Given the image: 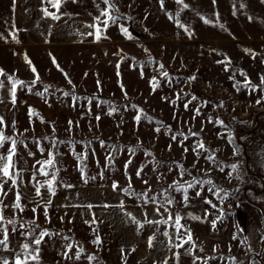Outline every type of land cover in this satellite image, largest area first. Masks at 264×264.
Wrapping results in <instances>:
<instances>
[{"label": "rangeland", "instance_id": "1", "mask_svg": "<svg viewBox=\"0 0 264 264\" xmlns=\"http://www.w3.org/2000/svg\"><path fill=\"white\" fill-rule=\"evenodd\" d=\"M18 1L0 0V70L4 73L0 76V117L7 125L4 134L27 145H17L16 157L17 168L24 170L20 191L27 208L22 214L23 220L32 219L31 208L35 206L28 203L34 197V189L28 183L32 165L47 158L53 140L56 149L52 150L60 153L56 157L60 183L48 206L50 223L46 222L42 207L37 209V223L61 235L45 238L46 242L41 245V264H89L86 256L80 261L62 258V245L66 243L62 235L82 245L87 255H95L97 259L91 264H163L164 260L177 264L173 255L176 249L170 251L167 238L161 234L165 230L173 234L174 229L159 225L160 231L156 232V226L145 224L138 230L125 212L142 223L145 213L148 219L161 217L155 214L154 204L145 206L143 198L123 192L131 183V192L141 194L151 189L148 195L157 196V202L162 201L160 193L179 178L177 163L192 176L211 179L215 185L213 191L208 190L211 185L198 188L200 196L190 189L188 207L180 203V193L171 192L177 201L170 209L173 214L191 213L201 217V220L181 221L191 229L196 244L203 249L195 252L202 258L197 264H202L207 257H216L208 260V264H233L231 258H235L236 264H247L253 255H262L264 102L258 105L256 100L264 97V92L243 87L238 91L233 84L236 81L244 84V77L239 74L243 71L252 84L264 88L260 85V77L264 75V0H215V3L184 0L188 8L182 11L175 0H165L164 10L159 0H112L119 10L114 15L121 19L110 25L99 41L87 35L94 29L86 25L93 24L94 17L106 7L102 0H65L59 13L61 19L45 20L54 28L44 29L34 37L16 21ZM44 7L55 11L41 0L35 16L28 18L34 22L40 17L44 21L41 11ZM167 13L172 14V20ZM201 17L212 23L205 24ZM177 20L188 28L191 36L177 27ZM120 25L128 29L132 39L123 35ZM10 33H15V40ZM245 49L250 51L246 53ZM227 60L231 64L225 71ZM31 67L36 68L40 77L34 86L31 82L35 74ZM164 71L169 74L167 78L161 76ZM233 74L234 79H230ZM193 76L196 79L189 80ZM8 77L31 86V91L17 86L15 106L11 103L12 82ZM153 77L159 82L155 91L151 84ZM45 86H50L47 92H44ZM37 92L44 95L38 96ZM65 92L69 95L65 96ZM192 96L197 99L191 100ZM189 100L191 103L185 110L184 104ZM221 102L223 107H219ZM197 107L201 115L193 118ZM29 109L34 110L31 120ZM136 115L141 116L139 123L134 119ZM209 116L223 120L225 127L208 123ZM167 126H171V132H167ZM157 127L161 128L160 133L154 131ZM189 128L200 133L199 137L171 140V135L177 132L187 135ZM37 140L39 145L34 142ZM197 140H202L211 151L202 153L193 168L197 157L191 147ZM180 141L189 148L186 154ZM41 147L45 149L43 155L39 151ZM133 148L134 153L129 151ZM29 151L34 155L29 156ZM210 154L215 157L214 163L204 158ZM129 160L131 163L125 169ZM233 164L238 165L236 171L231 168ZM81 168L88 180L86 184L81 178ZM141 168L143 171L137 177ZM37 179L44 181L45 177L38 175ZM113 182L119 185L116 191H113ZM216 189H223L220 193L223 199L213 194ZM42 194L43 204L49 195L43 189ZM12 199L14 196L9 193L5 203ZM205 200H210L216 208ZM121 203L123 209L119 207ZM234 203L236 210L232 209ZM87 204L94 207L88 209ZM105 204L110 207H104ZM217 209L222 210L223 218L213 229L211 221L221 216ZM205 213H208L206 219ZM6 215H12L10 209ZM93 217L96 223L91 226L85 223ZM16 218L21 217L18 214ZM237 226L246 242L238 237ZM96 235L102 241L100 245L92 243ZM153 235L154 246L149 248L147 241ZM233 235L238 238L233 240ZM10 248H17L16 235L12 236ZM179 251V264H192L193 257L185 255L184 249ZM0 256L11 260L13 253L0 252Z\"/></svg>", "mask_w": 264, "mask_h": 264}, {"label": "snow or ice", "instance_id": "2", "mask_svg": "<svg viewBox=\"0 0 264 264\" xmlns=\"http://www.w3.org/2000/svg\"><path fill=\"white\" fill-rule=\"evenodd\" d=\"M15 2V0H13ZM42 2L47 3L51 6V8L55 9V11H50L49 8L44 7L41 9L43 16L45 18H51L52 20H59L61 19L60 9L62 4L65 2V0H42ZM102 3L106 6L105 8L101 9L99 12V15L94 17L93 24L86 25L88 28L94 29L93 32L87 33L89 36H94L96 41H99L102 38L103 32L107 30V28L110 25H114L117 23L118 20L121 19L120 16L114 15V13H118V9L116 8L115 4L112 3V0H102ZM161 10H164V4L165 0H159ZM175 3L177 5L182 6L181 11L183 9L188 8V5L184 3V0H175ZM213 3H215V0H213ZM97 7L99 8V4H97ZM243 7V5H241ZM235 14V13H234ZM168 18L170 20L173 19V16L171 13H167ZM103 18V19H101ZM203 22L205 24H210L212 21L205 19L201 17ZM177 27L182 28L185 32H188L189 36H191V32H189L188 28H186L183 24L179 23L177 20ZM101 25L103 27H101ZM14 27V25H13ZM120 30L128 39H132L133 37L129 33L128 29L124 27L123 25H120ZM12 36V39H16L15 33H10ZM2 38V37H0ZM18 42V41H17ZM246 53H248L250 50L245 49ZM253 58H255V54L253 53ZM26 62L31 66V61L28 60L27 56H25ZM219 63H225V61H220ZM53 64H56L55 58H53ZM231 61L227 60L225 71H228L227 65H230ZM59 69V65H56ZM119 67V65H117ZM160 68H163V65H160ZM31 71L35 74V79L31 82V85L34 86L39 80L40 77L36 73V68L31 67ZM62 71V70H61ZM241 76L244 77V84L241 85L239 81H236L233 84V87L236 88L238 91L241 87L250 89V91L254 92L258 89L262 92H264V88H261L258 85L252 84V81L248 78L247 74L243 71H240L239 73ZM4 75L3 71L0 70V76ZM161 76L164 78H167L169 74L164 71L161 73ZM235 74L233 76L229 77L230 79H234ZM65 78L67 79V74H65ZM8 79L12 82V89H11V103L13 106L16 104V92H17V86L21 87H28V90L31 91V86L25 85L24 81L20 80H14L12 77H8ZM196 77H190L189 80H195ZM71 83V81H68ZM168 83H171L170 80H168ZM153 91L157 87H159V82L156 80L155 77L152 78L151 81ZM260 85H264V75H261L260 77ZM0 87H2V84H0ZM50 86L44 87V92L48 91V88ZM38 96H43V92H37L35 93ZM65 96H68L69 93L65 92ZM187 95V94H186ZM179 93H177V99H179ZM197 97L192 96L191 100H196ZM191 100H189L187 103L184 104L185 110L188 109L189 103H191ZM2 102V101H0ZM264 102V97L261 99L256 100V104H261ZM175 103V101H173ZM207 103V102H205ZM219 107H223V103L219 105ZM29 117L31 120V117L34 114V110L29 109ZM201 115L200 108L197 107L194 109V117ZM145 119L149 120L151 122V118L145 116ZM134 119L139 123L141 120L140 115H136ZM43 122V120H41ZM208 123H213L220 127H225L223 120L217 118L213 120L211 116L207 117ZM71 121L69 124L71 125ZM157 123H160L157 121ZM7 127L5 120L3 117H0V149H4L3 152H0V252H9L11 251L13 253V256L11 260L8 257L0 256V264H41V245L44 244L45 238H51L55 235H61L58 232H52L49 229L42 228L40 224L37 223L38 215H37V209L43 208V215L45 217L46 222L50 223V219L48 216V206L52 203L51 197L56 195L57 186L60 183L58 181V172L59 169L57 167V161L56 157L60 154L57 151H53L52 149H56V141H52V148L48 150L47 152V158L44 160H37L35 164L32 165V175L29 180V184L34 189V197L33 199L29 200L28 203L34 204L35 206L31 208V211L33 213V217L30 220H23L22 214L25 212L27 205L23 203V200L25 199L24 194L20 191V186L24 184L23 179V169L17 168L18 161L16 160L17 157V145L24 144L23 140H16L13 137L6 136L4 134L3 129ZM12 128L15 130V122L12 123ZM55 131V129H53ZM155 132L160 133L161 128L157 127L154 129ZM171 126H167V132H171ZM201 131H203V128H201ZM200 133L198 132H192L191 128H189L188 134H184L183 132H177L173 135H171V140L177 141L178 137H183V140H187L189 136L191 137H199ZM45 139H48L45 137ZM229 142H232V137L229 134ZM37 145L40 144V141H34ZM60 143H63V141H60ZM5 145H8L7 148H5ZM180 146L183 148L184 153L186 154L189 151L188 147H185L183 144V141H180ZM24 147H27L26 144H24ZM169 150H171V145H169ZM39 151L41 155L44 154L45 149L39 148ZM130 152L134 153L136 149H129ZM191 151L195 154L197 157L196 160L193 162V168L196 167V164L199 162V158L202 153L210 152L211 150L205 147V144L202 140H197V142L191 147ZM29 156H33L34 153L29 151ZM148 155H151V153H148ZM80 157H77L79 159ZM208 162L214 163L215 157L214 155H207L204 157ZM109 159H112V157H109ZM131 163L129 160L125 164V169H127V165ZM238 165L233 164L231 165V168L233 171L237 170ZM177 168L179 169V178L173 180L171 184H169L168 189H165L163 192L160 193V196L163 197L162 201L157 202V196H149L148 192L151 191V189H148L144 193L136 194L134 192H131V183H129V187L123 189V192L125 195L130 196H136L137 198H143L144 205H148L149 203H152L155 205L154 212L157 216H160L161 219L159 220H152L148 219L147 213H145V221L142 223L141 221L137 220L131 213L125 212L124 215L137 226V229H142L145 227V224L156 226V232L160 231L159 225H168L174 229V233L170 234L167 230L163 231L161 234L167 238L168 240V246L169 250L171 251L173 248L176 249V251L173 253L177 260V264H179V257H180V249H184V254L189 255L193 257L192 264H197V261H201L202 258L198 255H195V252L197 250L203 251L202 248H199V246L196 244L195 239L193 238L192 231L189 227H185L181 221L185 218L191 219V220H201V217L194 216L191 213H188L187 216H183L180 214V212H176L173 214L170 209L172 206H174L177 201L174 197L171 196V192H177L181 194V201L180 203L183 204L184 207H188L189 204V190H196V196H200L201 192L198 190L202 189L205 185H211L208 190L213 191V188H215V185L213 184V181L211 179H202L198 176H192V173L185 169L182 164L177 163ZM223 171V168L220 169ZM81 171V178L84 181V183H88V180L84 178V170L83 168L80 169ZM143 171V168L138 169L136 175L137 177H140L141 172ZM127 174V173H126ZM207 174V173H206ZM43 176L45 177L44 181H39L37 179V176ZM185 175L191 176V180H185ZM91 179H95V177H92ZM130 179V178H129ZM145 184H147V181H144ZM7 186V188H6ZM64 187L71 188L74 187L73 185H63ZM113 191H116L119 188V185L116 182H113L112 184ZM42 189L45 190L49 198L46 202L43 204L41 201L44 200V196L42 194ZM223 192V189H216L213 193L217 198L223 199L220 197V193ZM9 193H12L14 196V199H12L10 202L5 203L7 200ZM227 196V193H225V197ZM39 198V199H36ZM205 203H208L211 205V207L216 208L215 204H212L210 200H205ZM79 206V205H76ZM104 207H110V205H103ZM88 209H91L94 207L92 204L85 205ZM121 209L124 208L123 203L119 205ZM11 210L12 215L8 216L6 215V212L8 210ZM163 209V211H161ZM218 211H221V216L217 219H214L211 221V227L213 229L216 228L217 222L223 218V212L220 209H217ZM167 214L166 218L164 214ZM20 215V219L18 220L16 217L17 215ZM208 213H205V219L207 218ZM63 219V218H61ZM71 222V221H69ZM85 223H88L89 226L91 224L96 223L95 217H93L92 221H85ZM11 226V227H9ZM93 232L95 233V229H93ZM17 236V248H10L11 239L12 236ZM62 240L66 241L62 245V258L64 260H75L80 261L82 256H86L87 261L89 264H91L92 261L96 260L97 257L95 255H87L85 253V249L82 245L74 244L71 242V237L62 235ZM238 237L236 235H233L232 239L236 240ZM155 240V235L148 238V246L149 248H152L154 246L153 242ZM95 245H100L102 241L100 240L99 235H96V238L92 241ZM243 243V241H242ZM188 247H185V246ZM75 248V251L73 252V249ZM215 247L213 248V251L215 252ZM123 249H121V252L123 253ZM135 251V249H133ZM210 259H216V257H207L204 258L202 261V264H208V260ZM233 261V264H236L235 258H231ZM163 264H168L167 260L163 261Z\"/></svg>", "mask_w": 264, "mask_h": 264}, {"label": "crops", "instance_id": "3", "mask_svg": "<svg viewBox=\"0 0 264 264\" xmlns=\"http://www.w3.org/2000/svg\"><path fill=\"white\" fill-rule=\"evenodd\" d=\"M19 1L17 3L16 21L21 28L27 30L31 37L41 35L44 29L52 30L54 28L51 23L45 21L46 18H44V21H41L40 17H37L36 20L33 18L34 22L28 18L30 15L35 16L36 7L40 5L41 0H21V3ZM41 22H43V25L39 26L38 24ZM261 256L263 257L264 253L262 255H253L247 264H264V262H261Z\"/></svg>", "mask_w": 264, "mask_h": 264}, {"label": "trees", "instance_id": "4", "mask_svg": "<svg viewBox=\"0 0 264 264\" xmlns=\"http://www.w3.org/2000/svg\"><path fill=\"white\" fill-rule=\"evenodd\" d=\"M233 193V192H232ZM234 205L235 206H233V210H236V203H234ZM237 222V221H236ZM238 228H237V234H238V237H240L244 242H246V238H245V236L243 235V232H242V230H241V228H239V226H237Z\"/></svg>", "mask_w": 264, "mask_h": 264}, {"label": "water", "instance_id": "5", "mask_svg": "<svg viewBox=\"0 0 264 264\" xmlns=\"http://www.w3.org/2000/svg\"><path fill=\"white\" fill-rule=\"evenodd\" d=\"M142 39L144 38V37H141Z\"/></svg>", "mask_w": 264, "mask_h": 264}]
</instances>
